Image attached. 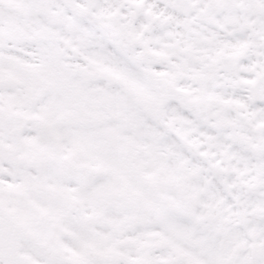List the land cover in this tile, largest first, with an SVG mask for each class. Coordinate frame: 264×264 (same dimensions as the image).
<instances>
[{"label":"snow or ice","instance_id":"snow-or-ice-1","mask_svg":"<svg viewBox=\"0 0 264 264\" xmlns=\"http://www.w3.org/2000/svg\"><path fill=\"white\" fill-rule=\"evenodd\" d=\"M0 264H264V0H0Z\"/></svg>","mask_w":264,"mask_h":264}]
</instances>
